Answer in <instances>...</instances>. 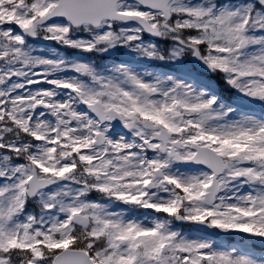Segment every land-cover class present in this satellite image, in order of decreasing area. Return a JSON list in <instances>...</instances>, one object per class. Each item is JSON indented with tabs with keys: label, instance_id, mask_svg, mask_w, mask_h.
<instances>
[{
	"label": "snow or ice",
	"instance_id": "snow-or-ice-1",
	"mask_svg": "<svg viewBox=\"0 0 264 264\" xmlns=\"http://www.w3.org/2000/svg\"><path fill=\"white\" fill-rule=\"evenodd\" d=\"M0 264H264V0H0Z\"/></svg>",
	"mask_w": 264,
	"mask_h": 264
}]
</instances>
